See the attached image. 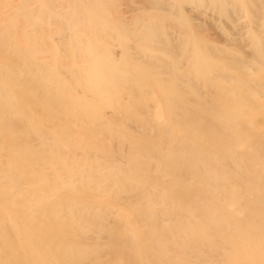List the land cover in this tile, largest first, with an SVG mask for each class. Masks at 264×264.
Segmentation results:
<instances>
[{
	"label": "bare ground",
	"instance_id": "1",
	"mask_svg": "<svg viewBox=\"0 0 264 264\" xmlns=\"http://www.w3.org/2000/svg\"><path fill=\"white\" fill-rule=\"evenodd\" d=\"M0 264H264V0H0Z\"/></svg>",
	"mask_w": 264,
	"mask_h": 264
}]
</instances>
